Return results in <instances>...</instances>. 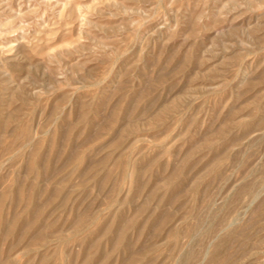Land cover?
Returning a JSON list of instances; mask_svg holds the SVG:
<instances>
[{"label":"rangeland","instance_id":"1","mask_svg":"<svg viewBox=\"0 0 264 264\" xmlns=\"http://www.w3.org/2000/svg\"><path fill=\"white\" fill-rule=\"evenodd\" d=\"M263 249L264 0H0V264Z\"/></svg>","mask_w":264,"mask_h":264},{"label":"bare ground","instance_id":"2","mask_svg":"<svg viewBox=\"0 0 264 264\" xmlns=\"http://www.w3.org/2000/svg\"><path fill=\"white\" fill-rule=\"evenodd\" d=\"M98 137V136H97ZM89 140V139H88ZM76 150V149H75ZM5 151V150H4ZM78 152V151H77ZM79 153V152H78ZM86 153V152H85ZM70 171V170H69ZM6 175H8V174H6ZM64 179V178H63ZM78 180V179H77ZM76 180V181H77ZM80 181V180H79ZM20 183V182H19ZM2 185V184H1ZM2 187V186H1ZM27 191V190H26ZM16 195H17V193H16ZM11 197V196H10ZM10 199V198H9ZM50 199V198H49ZM17 201V200H16ZM26 202V201H25ZM17 213V212H16ZM35 213V212H34ZM26 230V229H25ZM33 235V234H32ZM264 250V249H263Z\"/></svg>","mask_w":264,"mask_h":264}]
</instances>
